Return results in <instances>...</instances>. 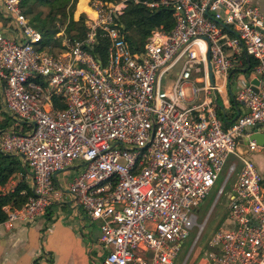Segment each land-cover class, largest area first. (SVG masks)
<instances>
[{
  "label": "built area",
  "instance_id": "1",
  "mask_svg": "<svg viewBox=\"0 0 264 264\" xmlns=\"http://www.w3.org/2000/svg\"><path fill=\"white\" fill-rule=\"evenodd\" d=\"M136 3L170 8L173 24L151 29L141 50L132 52L119 16ZM86 4L91 14L83 12V35L69 39L60 28L54 35L60 48L51 52L19 0H0V152L20 160L29 188L23 203L2 205L0 228L68 199L97 223L92 243L100 264H172L196 225L194 211L232 154L241 165L226 214L200 259L264 264V174L248 155L264 149V140L236 149L238 139L264 132L255 128L264 123V11L253 0ZM103 36L101 56L96 48ZM247 58L256 91L240 73L233 76L244 111L223 128L214 92L229 83L231 68L247 66H241ZM163 78L170 82L162 87ZM233 170L231 162L223 183ZM15 174L7 177L6 193L15 187Z\"/></svg>",
  "mask_w": 264,
  "mask_h": 264
},
{
  "label": "crops",
  "instance_id": "2",
  "mask_svg": "<svg viewBox=\"0 0 264 264\" xmlns=\"http://www.w3.org/2000/svg\"><path fill=\"white\" fill-rule=\"evenodd\" d=\"M253 1L264 11L263 0ZM246 68L235 65L229 70V83L219 84V88L214 92V110H219L221 116L226 117V126L244 111L243 104L234 97L232 80L234 75L240 73L250 83L253 77L250 69L245 72ZM219 79L218 76L216 81ZM219 122L222 126L223 123L220 120ZM258 125L259 129L264 128V123ZM241 141L240 146L243 144V140ZM250 155L257 170L264 174V149L250 152ZM26 173L23 168L20 172L16 171L15 186L21 182L29 191L25 183ZM6 182L0 185V193L3 195L12 192L4 191ZM20 191L22 193L23 189ZM13 198H9L3 205H16ZM97 234L96 221H89L83 211L72 206L68 199L55 200L43 214L34 219L13 221L8 230L0 228V264H100L101 252L92 243ZM199 260L204 264L203 259Z\"/></svg>",
  "mask_w": 264,
  "mask_h": 264
},
{
  "label": "trees",
  "instance_id": "3",
  "mask_svg": "<svg viewBox=\"0 0 264 264\" xmlns=\"http://www.w3.org/2000/svg\"><path fill=\"white\" fill-rule=\"evenodd\" d=\"M19 7L23 15L28 18L29 24L39 32L41 43L51 46V52H55L60 48L58 45L60 37L54 36L60 28L62 33L69 39H78L83 35L84 14L81 12L76 19H73L72 13L73 11L75 14L80 11L88 13L90 10L85 0H19ZM56 20L60 22L59 27L55 25ZM119 23L121 24L122 39L127 48L132 52H136L141 50L144 38L151 29L161 27L168 30L173 24V18L171 9L168 7L147 8L136 3L126 6L119 16ZM106 44L107 39L104 36L100 37L99 46L96 50L101 56ZM246 60L244 59L243 63L247 65L245 69L247 73L253 64V60L250 58ZM215 114L219 118L218 120L223 123L222 127H226L224 122L226 117H222L217 109H215ZM21 170L20 160L16 156L0 152V185L5 183L11 173ZM22 189L23 192L21 193L20 190ZM28 194V189L21 182L15 186L9 195L0 193V220L4 218L1 206L9 198L11 199L14 196V203L19 205L23 203Z\"/></svg>",
  "mask_w": 264,
  "mask_h": 264
},
{
  "label": "rangeland",
  "instance_id": "4",
  "mask_svg": "<svg viewBox=\"0 0 264 264\" xmlns=\"http://www.w3.org/2000/svg\"><path fill=\"white\" fill-rule=\"evenodd\" d=\"M81 12L83 13L84 11L77 12L76 14L73 11L72 18H77L78 14ZM55 25L59 27V20L55 21ZM59 36L60 35H58V37ZM179 63L180 62H177L172 68L171 72L173 74H175L176 70L178 69ZM169 82L170 81L168 78H163L161 80V86L163 87ZM248 155H250V153H248ZM231 162H234V170L232 174H230L229 178H227L223 183L227 166ZM240 165L241 163L232 154H228L226 156L225 161L217 173L214 183L208 189L200 204L194 211L196 225H193L187 230V234L181 240L180 246L176 252V256L173 259L172 264H201V261L199 260L201 252L203 249L207 248V241L209 240L212 232L226 214V204L229 200L230 188L240 168ZM222 183V192L216 196V191ZM202 222L203 225L198 231V225H201Z\"/></svg>",
  "mask_w": 264,
  "mask_h": 264
},
{
  "label": "water",
  "instance_id": "5",
  "mask_svg": "<svg viewBox=\"0 0 264 264\" xmlns=\"http://www.w3.org/2000/svg\"><path fill=\"white\" fill-rule=\"evenodd\" d=\"M206 70H207V76H208V80L210 83H212V74H211V67L209 64V60H208V55L206 54ZM256 80L254 78H252L250 80V84L249 87L253 90L256 91ZM259 125L256 124L255 128H257ZM241 140H243V144L240 146V143L242 142ZM248 140H252L254 141L257 145H262L263 144V140H264V132L260 131V130H254L252 133H250L247 138H240L238 139V146L236 147L237 150H239V147H241L242 149L245 150V144L247 143Z\"/></svg>",
  "mask_w": 264,
  "mask_h": 264
},
{
  "label": "bare ground",
  "instance_id": "6",
  "mask_svg": "<svg viewBox=\"0 0 264 264\" xmlns=\"http://www.w3.org/2000/svg\"><path fill=\"white\" fill-rule=\"evenodd\" d=\"M89 14H91V10H89V12H88Z\"/></svg>",
  "mask_w": 264,
  "mask_h": 264
}]
</instances>
